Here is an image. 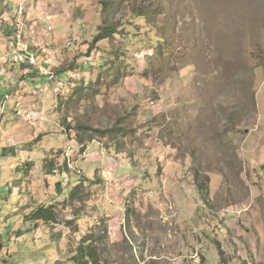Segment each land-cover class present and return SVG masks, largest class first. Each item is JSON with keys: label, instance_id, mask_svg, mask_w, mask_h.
Here are the masks:
<instances>
[{"label": "rangeland", "instance_id": "1", "mask_svg": "<svg viewBox=\"0 0 264 264\" xmlns=\"http://www.w3.org/2000/svg\"><path fill=\"white\" fill-rule=\"evenodd\" d=\"M75 8L78 29L43 35L61 78L34 95L55 119L44 153L21 165L29 190L10 196L56 212L38 223L53 240L39 264H264V0ZM100 26L118 31L96 41ZM64 134L76 145L47 147ZM51 164L66 166L68 196L50 191ZM80 246L95 254L77 257Z\"/></svg>", "mask_w": 264, "mask_h": 264}, {"label": "crops", "instance_id": "2", "mask_svg": "<svg viewBox=\"0 0 264 264\" xmlns=\"http://www.w3.org/2000/svg\"><path fill=\"white\" fill-rule=\"evenodd\" d=\"M83 1L0 0V97L5 94L9 95L0 129V258L2 264H39L41 261H46L47 253L53 245V240L49 244L44 243L46 234L42 232V224L38 225L37 222L27 217L35 205H42L43 202L29 203L24 196L20 197L18 203H15L10 196L16 194L15 190L24 191V188L29 190L32 180L25 177V170L21 169V165L26 161H32L35 154L39 157L40 152L44 153V149L42 151L43 142L46 136H50L49 126L53 125L52 121L55 119L53 113V116L52 114L49 117L46 116L47 119L44 120L42 103L46 96L40 99L34 95L35 88L51 81L47 71L56 65L53 53L57 49L48 45L46 43L48 38L43 40V35L48 34L47 36L53 37V34H61L53 30L57 25L63 28L65 21L70 31L78 29V24L74 23L76 8L75 11L70 9L73 4L80 7ZM20 5L24 8L23 13L19 12ZM85 13L86 10L79 20H82V17L85 18ZM20 16L24 18L30 16V19L23 21ZM45 20L53 21L52 24H55L49 26L51 30L42 27L41 23ZM18 34H21L22 46L17 45ZM55 40L53 39L51 44H54ZM38 49H42L41 55ZM32 52L38 54L36 65H31L26 59V55ZM60 78L58 76L56 81L58 82ZM50 83L55 84V82ZM38 103L41 107H38ZM43 134L45 135L42 137ZM32 141L35 144H31ZM49 142L50 145L48 144L47 147L50 149L56 146L64 149L69 144L76 145L75 140H69L67 137L64 145H59L53 139ZM35 147L37 152H35ZM243 155L253 162L256 161L255 155L253 156L250 152L245 151ZM115 157L119 159V155ZM62 159L61 156L59 160L63 162ZM87 160L89 159L85 158L81 162H88ZM53 168L55 167L51 164L45 171V175L50 180V191L56 194L55 197L68 196L71 189L70 184L65 185L60 181V175L66 172V166L60 172L56 169V174H53ZM133 171L131 167L127 168V173L134 175ZM13 178H21L24 182L20 187H15ZM25 182L26 187H24ZM59 199L61 198L57 197V200Z\"/></svg>", "mask_w": 264, "mask_h": 264}, {"label": "trees", "instance_id": "3", "mask_svg": "<svg viewBox=\"0 0 264 264\" xmlns=\"http://www.w3.org/2000/svg\"><path fill=\"white\" fill-rule=\"evenodd\" d=\"M118 27L114 26H100L99 33L95 37L96 41L109 38L111 35L116 33L118 30ZM79 187V186H77ZM76 187V188H77ZM202 187V186H201ZM75 194V190L72 192V196ZM205 195V194H204ZM77 195H75L76 197ZM74 197V196H73ZM28 218L38 223H49V222H55L56 219V212L53 210L52 206H46V205H40L35 210H33L30 214H28ZM85 241H89V238H84ZM83 240V242H84ZM95 254V251L93 249L88 250L87 247L80 246L79 255L77 257H84L87 255L93 256ZM78 258V260H79ZM90 262L97 263L95 259H88L83 264H89Z\"/></svg>", "mask_w": 264, "mask_h": 264}, {"label": "built area", "instance_id": "4", "mask_svg": "<svg viewBox=\"0 0 264 264\" xmlns=\"http://www.w3.org/2000/svg\"><path fill=\"white\" fill-rule=\"evenodd\" d=\"M23 10H24L23 6L20 5L19 6V12L23 13ZM17 38H18L17 45L18 46H22V41L20 40L21 39V34H18ZM26 59L28 60V62L31 65L38 64V54H36L35 52L27 54L26 55ZM47 74H48L49 78L51 79V81H56L58 79V76L52 70H48ZM8 99H9V95H7V94H5L2 97H0V129L2 127L1 123L3 121V115H4V112H5V108H6V104H7ZM0 264H2L1 258H0Z\"/></svg>", "mask_w": 264, "mask_h": 264}]
</instances>
